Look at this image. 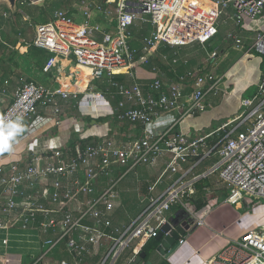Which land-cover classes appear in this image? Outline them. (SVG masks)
<instances>
[{"label":"built area","instance_id":"2783aa9c","mask_svg":"<svg viewBox=\"0 0 264 264\" xmlns=\"http://www.w3.org/2000/svg\"><path fill=\"white\" fill-rule=\"evenodd\" d=\"M205 1L216 7L215 15L200 36L189 40L181 38L179 32L186 0H102L101 3L80 0L82 23H76L66 11L58 9L48 22L34 26V47L53 54L42 68V74L50 75L53 81L44 84L20 77L12 91L9 78L0 82V104L8 101L0 111V128L4 130L6 123L17 118L23 124L12 133L15 136L9 142L12 150H0V229L26 230L41 217L37 229L42 235L56 228L61 231L57 240L44 241L46 250L30 260V264H50L45 256L61 241L65 242L71 261L60 260L55 264H85L102 249L104 254L99 264H116L132 242L137 240L143 246L154 238L169 222L171 216L166 213L176 206L201 226L203 219L190 210L189 204L202 179L216 176V180L204 184L201 190L210 195L221 188L228 192L224 202L232 205L247 198L264 199V74L257 83L256 96L241 100L245 112L237 119L238 124L218 129L215 143L209 142L213 133L192 136L179 128V122L187 116L205 111L203 99L210 90L206 88L208 76L187 73L164 92L165 83L153 66L148 71L147 94L135 81L136 62L146 64L148 55H153L159 43L174 48L194 42L210 44L219 34L218 21L224 16V23L234 26L226 40L241 48L243 39L236 35L235 29L241 28L245 21H264V0ZM31 3L18 2L20 6ZM95 13L111 27L106 30L94 22ZM24 21H28L26 16ZM136 22L152 27L142 39L140 49L129 44V30ZM249 51L264 58V30L254 35ZM64 63L89 70L91 81L105 80L106 86L99 90L88 88V84L82 91L70 90L65 83L77 87L78 81L74 78L70 82L63 77ZM117 76H126L132 83L119 81ZM187 83L191 87L189 92ZM117 97L122 100L111 105ZM66 104H73L86 117H113L129 125H140L142 131L138 137L123 143L112 136H99L83 145L77 143L71 149H48L23 157L17 154L18 145L46 126L58 123ZM162 122L168 125L160 129ZM220 135L223 136L219 138ZM166 154L170 159L159 181L168 173L182 172L181 178L159 196H154L150 189L145 211L124 230L113 227L109 213L114 209L118 185L124 176L116 175L115 171L121 167L128 170L154 167ZM212 156L218 158L212 168L203 176L185 180L190 170H182V164L190 159L198 164ZM101 179L104 187L97 192ZM55 213L61 214L60 219L52 217ZM186 233L180 237L179 245L185 243ZM139 252H133L126 264H131ZM205 264H264V227L229 241Z\"/></svg>","mask_w":264,"mask_h":264},{"label":"crops","instance_id":"0c3cea01","mask_svg":"<svg viewBox=\"0 0 264 264\" xmlns=\"http://www.w3.org/2000/svg\"><path fill=\"white\" fill-rule=\"evenodd\" d=\"M94 2L101 3L102 0H94ZM16 3L18 4V1ZM17 4L16 10L19 8ZM0 6L5 7L2 9L4 13H12L6 3H0ZM65 6H68V4L61 7ZM199 6L203 7L204 4H199ZM27 7L28 6H24L23 8L25 9ZM24 9L23 11L18 9V12L22 15L18 18H6L5 16H0V33L3 30L9 29L12 33L7 34L14 35L13 38L6 35L4 40L0 39L4 46L14 49L15 46L24 43L25 34L29 33L27 29H32L34 31V26L38 25L31 23L32 20L28 17ZM79 9L80 6L77 4L78 13H80ZM65 11L68 12L69 9L67 8ZM229 13L230 10H228V14ZM198 14L199 18H197L193 26L189 28L184 40L200 36L204 29L210 26L215 12L201 10ZM25 16L28 21H24ZM81 17L80 20L82 19L83 21V18ZM49 20L44 21L43 23H46ZM225 20L226 18L222 16L218 21V25L219 34H225L224 39L226 40L227 33L232 31L234 26L229 23L225 24ZM93 21L100 23L106 30L111 27L107 20H103L102 17H100V15L97 16L96 13L93 16ZM251 23L252 22L250 21H245L241 28H236V35L239 38H242L239 35L240 31L244 33L249 32L248 30L252 27ZM24 27H26V29H24ZM151 30L152 27L149 24L136 22L129 30L131 37L129 44L131 48L140 49L142 39L147 37ZM31 34H34L32 39L34 40L35 32H32ZM247 35L248 36L243 38L249 41H247L248 44L251 42L252 45V38L254 36L251 34ZM40 41L42 40L40 39ZM13 42H15L14 45ZM226 43V46H224L226 53H223V49H220L219 52L218 48H212L211 44H200L198 42L180 48L164 46L159 43L157 44L158 48L153 55H148L146 64L141 65L139 61L136 62L138 76L135 77V81L140 83L144 94L148 93V71L153 66L159 70L160 76L165 83L163 89L164 92L167 91V86L174 83L179 77L184 76L187 73H194L203 77L209 76L206 88L210 90L203 99V103L206 106L205 111L202 113H196L192 116H187L179 122V128L182 132L192 136H204L213 133V136L209 139V142L211 143L216 142V138L218 137V132L216 133V131L222 126L228 124L231 127L238 124L237 119L245 112V109L241 106V100L248 98L246 97V94L252 87L257 88V83L261 76L259 60L252 55L254 53L253 51H249L251 45L249 47L246 46L245 50L244 42L241 48L233 47L231 41L226 40ZM220 55L222 58H220ZM230 55H232V58L228 61L227 59ZM226 62L227 65L224 67V71L219 74V65ZM63 65L64 69H67L66 67H69L70 64L64 63ZM0 69L2 68L0 67ZM20 69L22 72L18 70L19 74L12 78L8 77L9 73L3 78L0 77V82L3 79L9 78L11 80L10 89L12 91L20 77L44 84H51V81H53V78L50 75H44L41 72L37 73L36 71L31 70V68L28 72L22 68ZM70 74L76 78V73L72 72ZM116 79L123 81L128 85L132 83V80L126 76H117ZM94 83L96 84L94 88L99 90L106 86L105 80H97ZM186 91H191L189 83H187ZM120 100H122V98L117 97L115 100L111 101V105H115L116 101ZM7 102L8 101L4 100V103L0 104V111H2ZM63 109L64 113H67L68 116H70V119L68 120V124H64L63 122H59V124L57 123L58 126L54 127L52 130V134L55 133L57 135H53V137H51L52 139L49 138L52 134H49L47 130L51 129L54 124L52 126L48 125L38 134L34 135L32 139L29 138L18 145L16 148L17 153L22 156L23 154L29 153H44L48 149H56L61 145L64 149H71V145L80 142L78 141L80 138L92 141L96 140L99 136H112L117 142L123 143L131 138L138 137L142 131V126L140 125H129L124 122H119L113 117L94 119L82 116V112L79 111L78 108H74L73 104H66ZM76 117L79 119L78 125L73 123L74 118ZM86 121H88V125L85 123ZM165 125L166 122L160 123V129ZM3 131L4 130L0 128V133H3ZM4 133H6V131ZM21 137L22 135L18 136L19 139H21ZM169 159L170 156L166 154L160 158L158 164L154 167L138 166L133 170H123V172L119 174H124V176L118 185V198L115 201L114 209L109 213V218L113 227L124 230L131 223H125L118 215L120 214L121 208L124 210L126 209L128 212L126 214L127 218L134 221L147 208L148 204L141 212H139L138 205H141L142 202L147 199L146 197L151 194L150 189H153L152 194L154 196H159L169 185L181 178L182 172L174 174L168 173L159 181ZM212 159H214V161L210 162L209 160ZM217 161V156L204 159L201 162H198V164L190 159L188 163L182 164V170H190L185 177V180H192L195 177L203 176ZM120 169L121 168H118L115 173L118 174ZM214 180H216V176L211 177L210 180L202 179L201 185L203 186L209 181L212 182ZM103 187L104 179H101L96 186L97 192ZM198 191L199 190H197V193ZM197 193L190 201V206L193 205V202L196 203L198 201L199 204L202 203V199H196ZM79 199L82 200L83 197L80 196ZM138 199H140V203L138 202ZM221 199L222 198L220 197L213 196L212 200H209L208 202L205 201L207 203L206 206L197 212L203 219L204 224L197 226L195 222L190 219L191 223L189 224V229L188 231H185L187 232L185 243L178 245L172 252L167 254V256H162L154 251L148 259L151 264H205L207 260L216 256L218 251L229 241L237 240L244 233L259 230L264 226V208H260V206L254 207L253 210L248 209L249 212L245 210L244 213H242L243 211L241 210L233 209L231 214L227 210L231 206L238 209L241 204L232 205L221 201ZM209 203H213L214 206L211 207ZM171 210L166 213V216H172ZM240 212L241 214L239 215L238 213ZM60 216V213H55L52 217L60 219ZM40 221L41 217L38 218V222H36L34 226H31L26 230L19 228L0 229V264H27V261L32 260L46 250L43 246L45 240H57L61 233L60 229L56 228L55 231L49 232L48 235H42L37 229ZM182 222H184L183 224L185 225L187 224L185 221ZM141 246L142 244L136 241L131 249L130 256L125 260L124 264L127 263L133 252L140 251ZM14 248L21 252L26 251L27 254L21 255L20 251H15V253L11 252ZM102 250L97 256L92 257L85 264H99L104 254V252L102 253ZM60 260L71 261V257L66 250L64 241L57 243L45 256V261L50 264H55Z\"/></svg>","mask_w":264,"mask_h":264},{"label":"rangeland","instance_id":"374dc122","mask_svg":"<svg viewBox=\"0 0 264 264\" xmlns=\"http://www.w3.org/2000/svg\"><path fill=\"white\" fill-rule=\"evenodd\" d=\"M55 0H45V1H37V2H30L31 4L28 5L27 8H23L24 6H20L19 4L18 5V9L22 10L24 9V11L26 12V14L28 15V17L31 18V23L33 24H42L44 21H47L49 19H51L52 17V14L53 12L51 11V8H50V5L51 3H53ZM19 2V1H18ZM3 6H0V16H5L6 18L8 17H11L13 18L15 14H18V16H22L20 12H18V9L16 10L15 14L13 13H4V11L2 10ZM69 9L71 11H74L73 13V17H74V21L76 23H82V19L80 20V13H78V10H77V0H72V3H70V5L68 6H65V7H60L58 9ZM65 9H63L65 11ZM7 10V9H6ZM9 14V15H8ZM82 18V17H81ZM222 18V17H221ZM77 20V21H76ZM252 27L248 30L249 32H241L239 33V35L242 37L243 39V42H244V48L246 46H250L251 45V42L248 44V40L247 39H244L243 37H246L248 36L247 34H251L252 36H254L256 33L258 32H262L263 27H264V21L262 20H256L254 22L251 23ZM24 29H26V27H24ZM222 29H225V28H222ZM29 33H26L25 34V41L24 43H21L19 46H15L14 49L12 48H9L7 46H4L2 44V41H0V67L3 69H0V77H5L8 75V77L12 78L14 77L15 75H18L19 71H21L20 68H22L23 70H25L26 72H28L31 68V70L33 71H36L37 73L41 72L42 73V68L45 64L46 61H42L43 59H38L36 57H33L31 55V53L29 52L30 48L32 46H34L33 44V35L34 34H31L32 32H34L32 29L29 30L27 29ZM222 31V30H220ZM4 32V34H3ZM195 32V31H194ZM224 32V30H223ZM7 33H12L9 29L7 30H3L1 31L0 33V39L1 40H4L6 37V35L10 36L11 38L14 37L13 34H7ZM225 38V34H219L216 39L212 40L211 41V46L212 48H218L219 52H220V49H223V53H226V49L224 48V46H226V40L224 39ZM248 41V42H247ZM232 46L234 47V45L232 44ZM244 50V49H243ZM242 50V51H243ZM246 50V48H245ZM48 52V51H47ZM241 52V51H240ZM230 54V53H229ZM232 54V53H231ZM255 58H257L259 60V65H260V73L261 75L264 74V58L256 55L255 53L252 54ZM221 56V55H220ZM51 57V56H50ZM48 57L47 60L50 58ZM222 58V56L220 57ZM232 58V55H230L228 57V61ZM59 62L60 60L57 59ZM225 60V59H223ZM227 65V62L224 63V64H221L219 65L220 69L218 70V73L220 74L222 71H224V67ZM64 66V65H63ZM67 69H65V73H63V77L66 78L67 80H70V82H73L74 81V77L73 75H71L70 73L74 72L76 73V79L78 81V84H77V87H70V84L68 82L65 83L66 87L68 86L69 89H75V90H83V88L85 89V87L88 85V88L90 86L95 87L96 84L94 83L95 81H91L90 80V71L89 70H86L82 67H77L75 64H71L69 65V67H66ZM5 69V70H4ZM19 70V71H18ZM22 72V71H21ZM70 74V75H69ZM209 77V76H208ZM64 80V79H63ZM257 93V88L256 87H252L246 94V97L248 98H252L254 95H256ZM218 107V106H217ZM218 110V109H217ZM82 116H84L82 114ZM86 117V116H85ZM70 119V116H68L67 113H64L60 118H58V124L59 122H63L64 124H68V120ZM78 122H79V119L76 117L74 118V124L75 125H78ZM87 125H88V121L85 122ZM58 124H54L51 129L47 130L48 133L52 134V130L54 129V127H57ZM72 124V123H71ZM166 125H168V123H166ZM165 125V126H166ZM87 127V126H86ZM5 131H3V133H0V136H8V133H4ZM38 134V133H37ZM53 135H57V134H52L49 138L53 137ZM223 135H220L219 138H221ZM15 136L12 134L11 136H9V142L10 141H13ZM33 137V136H32ZM32 137L30 139H32ZM52 139V138H51ZM49 141V140H48ZM78 141H80L79 143L81 142H87V140H85L84 138H80ZM63 148V146H59L58 148L56 149H61ZM19 150V149H18ZM16 153H17V150H15ZM18 154V153H17ZM22 156V155H20ZM23 157V156H22ZM215 159V158H214ZM214 159L212 160H209L210 162L214 161ZM209 162V163H210ZM127 167H121L120 169V172L116 175H119L120 173L123 172V170H126ZM198 190V188H197ZM212 193H215V194H206L205 192H203L202 190H199L198 193H197V197L196 199L198 200L199 198L208 202L209 200H212L213 199V196L214 197H220L222 198L221 201H224L225 200V197L226 195L228 194L227 191H223L221 188H218L217 190H214L212 191ZM205 194V195H204ZM146 196V195H145ZM148 198V197H146ZM140 201V199H138V202ZM140 203V202H139ZM138 203V204H139ZM148 204V199H145L144 202H142V204L138 205L139 206V212H141ZM210 206H214L213 203H209ZM260 208H264V199L261 198V199H258V200H255V199H251V198H247V200H245V202L241 203V206L238 207V209H236L235 207H230L227 211L231 213V211L234 210H241L243 211L242 213H244V211H248V209L250 210H253L254 207H259ZM189 208L190 210L192 209V207L190 206L189 204ZM193 210V209H192ZM191 210V211H192ZM193 212V211H192ZM249 212V211H248ZM127 210L125 209H122L121 208V211H120V214H118L121 219L125 222V223H129V222H132V220H129V218H127L126 214H127ZM195 213V212H194ZM171 214L172 216L176 215L177 219L179 221H184L185 218H189V215H187L186 212L182 211V209L178 208L177 206L176 207H173L172 210H171ZM232 214V213H231ZM239 215L241 214L238 213ZM134 217V216H132ZM264 226H262L261 228H263ZM260 228V229H261ZM116 237V236H115ZM137 240H135L134 242H132L128 248H126L119 256V258L117 259L116 261V264H124L125 260L130 256L131 254V249L132 247L135 245ZM110 244V243H109ZM108 244V245H109ZM0 245H1V235H0ZM107 245V246H108ZM15 251H20L18 249H15L12 250L11 252H14ZM21 252V251H20ZM104 252V250H102V253ZM10 253V251H9ZM27 252H21V255H26ZM31 261H27V264H30Z\"/></svg>","mask_w":264,"mask_h":264},{"label":"water","instance_id":"95a60500","mask_svg":"<svg viewBox=\"0 0 264 264\" xmlns=\"http://www.w3.org/2000/svg\"><path fill=\"white\" fill-rule=\"evenodd\" d=\"M19 0H0V3H6L13 14L16 12V2ZM28 2H37L40 0H27ZM187 224H183L177 219L176 215L169 218V222L164 224L160 231L154 237V240L159 243L155 252L161 254L162 256H167L172 252L179 244L178 241L181 236L185 235V231H188L189 224L191 220L185 218L184 220ZM146 254L144 252H139L137 256L134 257L131 264H151L149 260H145Z\"/></svg>","mask_w":264,"mask_h":264},{"label":"trees","instance_id":"16d2710c","mask_svg":"<svg viewBox=\"0 0 264 264\" xmlns=\"http://www.w3.org/2000/svg\"><path fill=\"white\" fill-rule=\"evenodd\" d=\"M209 1H213V0H209ZM79 2H80V0H77V4H79ZM70 3H72V0H55L53 3H51L50 8H51V11L54 12L55 10H58V8H60L61 6H64V5H67V4L70 5ZM73 13H74V11H71V10H69L67 12V14L69 16H71V17L73 16ZM97 16H98V14H97ZM18 17H19L18 14H15L13 18H18ZM14 44H15V42H13V45ZM29 52L31 53V55L33 57H36L38 59H43L42 61H47V58L53 55L52 53H49V52H47L44 49H39V48H36L34 46H32L30 48ZM84 143L81 142L79 144L83 145ZM75 144H77V143H75ZM75 144H72L70 148H73ZM201 182H202V180L199 181V183L197 184L198 190H201V188H202ZM206 204L207 203L204 200H202L201 204H199L198 201L196 203L193 202V205L191 207H192L194 212H198L202 208H204L206 206ZM158 245H159V243L156 242L154 240V238H150L149 240L146 241V243L140 249V252H144L146 254L145 260L149 259L150 255L156 250Z\"/></svg>","mask_w":264,"mask_h":264},{"label":"bare ground","instance_id":"6f19581e","mask_svg":"<svg viewBox=\"0 0 264 264\" xmlns=\"http://www.w3.org/2000/svg\"><path fill=\"white\" fill-rule=\"evenodd\" d=\"M199 4H204V6L200 7ZM185 7L186 8L184 10V14L182 18L183 22L181 26L179 27V32H180L181 38L183 39H185L186 34L189 31V28H191V26H193L197 18H199L198 13L201 10H206L207 12L216 11V7L208 4L207 1L205 0H186ZM49 37L52 38V34H49ZM70 90H75V89H70Z\"/></svg>","mask_w":264,"mask_h":264},{"label":"clouds","instance_id":"9594fccd","mask_svg":"<svg viewBox=\"0 0 264 264\" xmlns=\"http://www.w3.org/2000/svg\"><path fill=\"white\" fill-rule=\"evenodd\" d=\"M22 126V119L20 118H17L16 120L10 121L5 124L4 130L8 132V136H0V150H12V146L9 145V136H11L12 133L16 131L18 127Z\"/></svg>","mask_w":264,"mask_h":264}]
</instances>
